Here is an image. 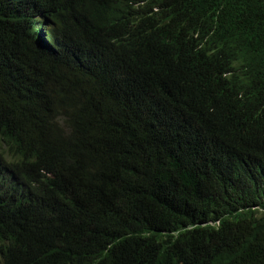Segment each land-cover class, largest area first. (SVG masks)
<instances>
[{"label": "trees", "instance_id": "1", "mask_svg": "<svg viewBox=\"0 0 264 264\" xmlns=\"http://www.w3.org/2000/svg\"><path fill=\"white\" fill-rule=\"evenodd\" d=\"M0 264H264V0H0Z\"/></svg>", "mask_w": 264, "mask_h": 264}, {"label": "bare ground", "instance_id": "2", "mask_svg": "<svg viewBox=\"0 0 264 264\" xmlns=\"http://www.w3.org/2000/svg\"><path fill=\"white\" fill-rule=\"evenodd\" d=\"M173 45H174V44H173ZM184 78H185V77H184ZM181 79H182V78H181ZM186 79H187V78H186ZM156 111H157V110H156ZM157 112H158V111H157ZM158 116H159V115H158ZM197 118H198V117H197ZM206 119H207V118H206ZM206 119H205V120H206ZM208 121H209V120H208ZM197 123H198V122H197Z\"/></svg>", "mask_w": 264, "mask_h": 264}]
</instances>
